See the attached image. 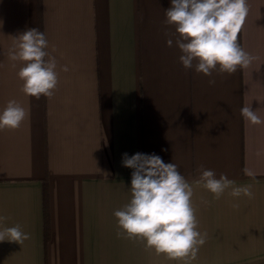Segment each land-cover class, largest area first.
<instances>
[{"label":"crops","instance_id":"obj_1","mask_svg":"<svg viewBox=\"0 0 264 264\" xmlns=\"http://www.w3.org/2000/svg\"><path fill=\"white\" fill-rule=\"evenodd\" d=\"M247 3L238 43L258 59L206 76L179 60L178 33L165 23L171 0H0V112L10 100L28 111L18 129L0 130V228L30 234L0 242V264H264V123L240 112L251 105L264 120V0ZM32 28L57 61L51 98L25 95L23 65L7 56L12 37ZM138 152L175 163L192 186L207 234L195 259L117 237L114 212L131 199L123 154ZM201 166L251 185L253 197L229 188L214 199L196 183Z\"/></svg>","mask_w":264,"mask_h":264},{"label":"clouds","instance_id":"obj_2","mask_svg":"<svg viewBox=\"0 0 264 264\" xmlns=\"http://www.w3.org/2000/svg\"><path fill=\"white\" fill-rule=\"evenodd\" d=\"M248 14L247 0H171V6L165 10V23L174 25L178 33L175 44L182 52L179 60L183 67L191 69L195 61V71L206 76H211L217 66L220 73L229 75L236 73L238 68H248L258 59L238 43V34ZM12 38L7 56L14 62L13 67H16L15 62L23 65L17 73L23 81L21 91L36 99L41 95L51 98L59 78L57 61L46 51L45 34L32 28ZM167 45L171 47L173 39H168ZM62 71L67 72L69 68L64 66ZM209 84L214 85L215 80L210 79ZM240 112L252 125L264 123L251 105L242 107ZM27 116L28 111L19 102L8 101L0 112V130L18 129ZM122 164L133 171L130 202L114 212L117 237L144 241L146 248L172 260L195 259L198 246L205 243L207 234L197 230L198 221L191 200L193 188L178 166L173 162L165 163L155 153L139 152L130 157L123 154ZM197 171L196 183L211 192L214 199H219L229 188L232 197H253L251 185L234 186L235 182L226 175L216 178L214 171L203 166ZM244 172L253 175L248 169ZM6 219L0 217V222ZM28 239L30 234L22 231L18 224L0 228V242L21 245Z\"/></svg>","mask_w":264,"mask_h":264},{"label":"trees","instance_id":"obj_3","mask_svg":"<svg viewBox=\"0 0 264 264\" xmlns=\"http://www.w3.org/2000/svg\"><path fill=\"white\" fill-rule=\"evenodd\" d=\"M44 226H45V234L47 240V233H48V209H47V196L45 193L44 196Z\"/></svg>","mask_w":264,"mask_h":264}]
</instances>
